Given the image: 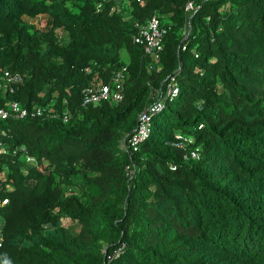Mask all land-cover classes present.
Masks as SVG:
<instances>
[{
    "label": "trees",
    "instance_id": "1",
    "mask_svg": "<svg viewBox=\"0 0 264 264\" xmlns=\"http://www.w3.org/2000/svg\"><path fill=\"white\" fill-rule=\"evenodd\" d=\"M123 67L122 101L83 104ZM7 73L0 108L43 113L0 118V264H264V0H0Z\"/></svg>",
    "mask_w": 264,
    "mask_h": 264
},
{
    "label": "built area",
    "instance_id": "2",
    "mask_svg": "<svg viewBox=\"0 0 264 264\" xmlns=\"http://www.w3.org/2000/svg\"><path fill=\"white\" fill-rule=\"evenodd\" d=\"M187 11L196 10L192 3H189L186 7ZM137 32L134 36L135 42L142 45L145 52L151 55L157 62L160 61V54L164 48V36L166 34V28L161 24V18L159 15H154L147 23H136ZM185 49V48H184ZM127 76V68L116 71L112 77L111 83L106 85H100L98 87L90 86L84 90L83 93V104H101L106 101L120 102L124 98L125 82ZM4 84L5 88H10V84L21 82L22 77L17 75H9L7 73ZM178 93V87L175 78L168 84L167 94L169 96H175ZM161 106V103L155 104L144 111L139 119V124L127 141L126 148L132 154L140 149L141 144L146 141L150 135V118L151 114L155 111L156 107ZM43 110L37 108L34 111H29L23 108L17 102H11L7 107L0 108V118H26L32 115H41ZM67 119V116L65 117ZM179 139V146L184 147V143L190 141L188 138L183 136H177ZM2 142L0 141V150H2ZM193 159H199L200 154L198 151H193L190 155ZM127 170L131 171L129 166Z\"/></svg>",
    "mask_w": 264,
    "mask_h": 264
},
{
    "label": "rangeland",
    "instance_id": "3",
    "mask_svg": "<svg viewBox=\"0 0 264 264\" xmlns=\"http://www.w3.org/2000/svg\"><path fill=\"white\" fill-rule=\"evenodd\" d=\"M25 19L27 21L35 23L36 26L38 28H41V29H45L46 25L49 24V22H50V20L47 16H42V15H40L34 19H30L28 17H25ZM59 34H61V33H59ZM63 221H64L65 229L69 234H73L75 231L78 230L79 227L76 223H72V221L69 219H64Z\"/></svg>",
    "mask_w": 264,
    "mask_h": 264
}]
</instances>
